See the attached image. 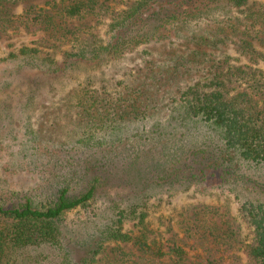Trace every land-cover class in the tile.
I'll return each mask as SVG.
<instances>
[{
  "label": "trees",
  "instance_id": "1",
  "mask_svg": "<svg viewBox=\"0 0 264 264\" xmlns=\"http://www.w3.org/2000/svg\"><path fill=\"white\" fill-rule=\"evenodd\" d=\"M32 1L0 0V34L22 26L34 34L52 31L77 52L58 62L43 58L39 47H23L0 58V67L8 63L5 72L0 68L2 129L44 83L165 43L175 28L219 13L245 15L238 45L249 64L220 60L210 76L173 100L164 122L136 133L123 122L120 100L83 89L76 106L85 124L76 146L54 160L48 147L25 141L22 158L43 173L42 182L8 197L0 189V264H264V50L257 46L264 44V0H137L122 10V0L46 7ZM103 25L107 42L91 33ZM191 189L232 195L237 216L199 205L179 237L150 241L145 230L125 232L130 223L144 228L156 201ZM73 212L78 218L69 223ZM216 217H224L222 225Z\"/></svg>",
  "mask_w": 264,
  "mask_h": 264
},
{
  "label": "rangeland",
  "instance_id": "2",
  "mask_svg": "<svg viewBox=\"0 0 264 264\" xmlns=\"http://www.w3.org/2000/svg\"><path fill=\"white\" fill-rule=\"evenodd\" d=\"M68 0H33L39 7L48 3L61 4ZM121 10L137 0H122ZM128 5H126V4ZM23 5L15 7L20 14ZM242 11L219 13L211 19L202 20L175 28L173 37L162 44L146 45L134 54L120 60L83 68L66 77L44 83L28 93L21 106L14 110V120L7 128H0V189L5 196L33 190L43 180V173L33 171L22 152L24 142L48 147L54 152V160L61 149H72L82 138L85 115L77 108V97L85 89L109 102L120 100L124 109L120 114L123 122L135 133L155 122H164L172 112V102L188 88L194 86L213 72L216 63L229 58L235 67L249 64L241 54L238 45L239 30L244 23ZM85 23L94 26L95 19L87 18ZM233 26V28L231 27ZM107 26L91 29L99 40L109 39ZM22 26L18 33H1L0 58L6 59L23 47H39L42 57L62 62L68 53L74 54L70 45L53 37L52 31L36 34ZM264 50V44L257 42ZM8 63H2L5 72ZM10 73V70L7 69ZM3 73H0V76ZM7 80L8 76L3 75ZM1 81V79H0ZM135 106L137 118L131 106ZM130 112V113H128ZM48 156L44 161L52 159ZM21 166H18V165ZM199 205L218 207L223 216H237L239 203L232 195L218 190L201 192L191 189L173 198L156 201L144 228L127 224L125 232L134 236L145 230L150 241H167L181 236L182 224L191 216V210ZM81 216V215H80ZM77 213H70L67 222H72ZM222 225L224 217L213 219ZM68 244V242H67ZM116 244H111L114 247ZM126 251L136 252L131 244H120ZM73 248V244L69 245ZM239 253V252H238ZM241 254V253H240Z\"/></svg>",
  "mask_w": 264,
  "mask_h": 264
}]
</instances>
